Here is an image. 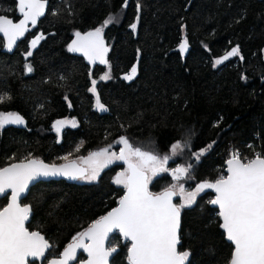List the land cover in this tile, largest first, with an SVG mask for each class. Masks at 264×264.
<instances>
[{
    "label": "trees",
    "instance_id": "obj_1",
    "mask_svg": "<svg viewBox=\"0 0 264 264\" xmlns=\"http://www.w3.org/2000/svg\"><path fill=\"white\" fill-rule=\"evenodd\" d=\"M48 1L47 13L13 53L3 50L0 36V93L12 98L0 104V112L26 119L25 127L0 128V168L32 157L59 163L65 155L109 145L117 151L120 136L161 153L177 140H190L176 162L192 165L194 187L225 175V163L236 152L248 159L264 154V0H128L126 7L123 0ZM0 15L19 19L17 0H0ZM109 16L116 21L103 30L108 63L91 68L68 45L77 31H92ZM38 35L44 38L31 49ZM185 39L189 50L182 56ZM237 46L238 55L214 66ZM133 66L136 74L126 80ZM106 73L110 79H101ZM93 80L95 93L89 91ZM97 94L106 111L96 107ZM65 118L78 125L64 127L59 140L53 125ZM205 148L199 160L191 155ZM122 167L112 164L95 182L43 181L30 189L23 200L33 210L28 227L52 243L49 256L118 204L125 189L114 176ZM171 178L157 177L150 191L161 192ZM213 198L203 191L181 210L180 251H189L187 264L231 259L233 246L209 203ZM7 202L0 199V210ZM110 245L120 246L112 264H129V242L117 234Z\"/></svg>",
    "mask_w": 264,
    "mask_h": 264
},
{
    "label": "snow or ice",
    "instance_id": "obj_2",
    "mask_svg": "<svg viewBox=\"0 0 264 264\" xmlns=\"http://www.w3.org/2000/svg\"><path fill=\"white\" fill-rule=\"evenodd\" d=\"M46 4L47 0H18V10L23 16L18 23L0 15V33L7 37L8 49L29 30V23L33 26L37 24L38 18L45 14ZM127 4L128 0H123V6ZM115 21L116 17L109 16L92 31L83 35L77 31L76 39L68 45V50L82 52L93 63L99 61L107 64L105 57L109 49L105 46L102 34L104 28ZM130 27L135 30L137 25L133 23ZM43 38V35L36 36L31 47L35 48ZM179 48L181 51L187 49L186 39L180 43ZM238 54L237 46L216 59L214 66ZM26 55L31 56L32 52ZM25 67L27 72L33 71L30 64ZM135 74L136 67L133 66L131 73L124 78L132 80ZM101 79H110V76L106 73ZM92 84L89 91L95 93L96 81L93 80ZM11 99L7 93H0V104ZM96 107L102 111L107 110L98 94ZM24 123V117L19 113L0 112V128L6 124ZM65 125L77 126L73 119L57 120L53 127L60 133ZM118 143L123 145L118 155L109 151V145L108 148L90 153L86 158L81 157L87 164L86 168L77 166L74 161L57 165L46 164L39 159H28L27 163L21 161L0 168V195L11 190V202L0 210V264H30V257H44L46 250L52 247L39 231H29L25 227L31 209L28 205L21 206L19 200L30 183L41 177L52 176L95 181L100 172L114 161L127 164V168L114 177V183L126 189L120 197L119 206L74 236L73 242L63 250L59 258L50 260L48 264H69L76 259L77 249H83L88 256L82 264H108L109 257L118 250L116 247H105L109 233L113 230H118L125 240L131 242L127 252L129 264H185L189 251H178V245H181V209L193 205L197 195L205 189L215 190V198L209 203L219 206V216L223 221L221 228L234 245L229 264H264V154L255 153L253 158L248 159L241 158L238 152L234 153L226 161L227 175H221L214 182L205 180L197 183L192 191H185L181 183L173 184L159 193H152L149 184L161 173L170 172L175 181L192 179L191 164L173 169L166 167L170 159L191 148L190 140L175 141L170 145V154L163 156L134 147L126 136H120ZM211 146L208 145V148ZM208 148L193 151L191 155L199 160ZM62 159L68 160V157ZM177 187L182 197L179 205L173 203ZM85 238L88 243H85Z\"/></svg>",
    "mask_w": 264,
    "mask_h": 264
},
{
    "label": "water",
    "instance_id": "obj_3",
    "mask_svg": "<svg viewBox=\"0 0 264 264\" xmlns=\"http://www.w3.org/2000/svg\"><path fill=\"white\" fill-rule=\"evenodd\" d=\"M17 3H18V0H17ZM48 6H49V1L47 0L46 9H45V14L47 13ZM45 14H44V15H45ZM44 15L38 18L37 24H38L39 21L44 17ZM3 16H6V15H3ZM7 17H8V16H7ZM8 18H10V19H12L14 22L18 23L19 20L23 18V16H22V14L20 13V18L17 19V20L13 19L12 17H8ZM37 24H36V25H37ZM36 25H35V26H36ZM32 27H34V26L31 25V23H29V25H28L29 30L24 34V36L19 37V38L16 40V43L13 45V47H12L11 49H8V47H7V43H8L7 37L4 36L3 33H0V36L4 39V47H3V50H4L5 52H7V53H13V52L16 50L18 44H19L21 41H23L24 39H26V37L28 36V34H29V32L31 31ZM88 32H89V31H88ZM85 33H87V32H85ZM81 34L83 35L84 33H81ZM102 35H103V34H102ZM74 39H76V36H74L73 40H74ZM73 40H72V41H73ZM103 40H104V37H103ZM72 41H71V42H72ZM183 41H184V40H183ZM104 43H105V46L107 47L105 40H104ZM179 50H180V48H179ZM188 50H189V44H188V42H187V49H186L185 51H181V50H180L182 56H185V55L187 54ZM74 53L77 54V55L82 56V57L85 59V61L90 65L91 68H94L96 65L101 64V63H99V61H96V62H94V63L91 62V61H89L88 58L85 57L84 54H83L82 52H74ZM106 57H107V54H106ZM106 57H105V59H106ZM20 115H21V114H20ZM21 116H22V115H21ZM24 121H25L24 124H6V125H4V126H15V127L22 128V127H25V125H26V119H25V118H24ZM122 147H123V146H122ZM28 159H38V158H34V157H32V158H28ZM28 159H26V160H21V161L27 163V160H28ZM39 160H41V159H39ZM21 161H16V162H13V163H20ZM42 161H43L44 163H46V164H57V165L65 164V163H69V162L74 161V162L76 163L77 166L86 168V166L80 164L77 160H68V161H62V162H59V163H50V162H47V161H44V160H42ZM121 162H122V164H124V165L127 167V164H126L124 161H121ZM11 164H12V163H11ZM9 165H10V164H8V165H6V166H4V167H7V166H9ZM2 168H3V167H2ZM225 175H227V164H226V163H225ZM53 180H54V181H59V180L78 181L79 179H69V178L64 177V176L41 177L40 179H38V180H36V181H34V182H32V183L29 184V188H28V190H26V192L21 196V198H20V200H19V203L21 204V206H23V205H28V206H30V209H31L30 214H29V218H28L27 221H25V227H26L29 231H39V230H31V229L28 227V224L30 223L31 218H32V215H33V210H32V206H31L30 204H28V203H25V204H24V203H23V200L27 197V195L29 194L30 189H31L35 184H37V183H39V182H43V181L45 182V181H53ZM125 191H126V189H125ZM149 191H150V189H149ZM204 191L212 193L213 196H214V198H215V190H214V189H205ZM150 192H151V191H150ZM152 193H154V192H152ZM124 194H125V193H124ZM5 197L8 198V202H7V204H6L3 208L7 207V205L11 202V190H8L7 194H5V195H0V199L5 198ZM177 198H178L177 195L173 197V203L176 204V200H177ZM214 198H213V199H214ZM210 204H211V203H210ZM118 206H119V202H118V204H117L114 208H116V207H118ZM211 206L214 207V208H216V209H218V211H219V206H218V205H213V204H211ZM3 208H2V209H3ZM2 209H1V210H2ZM112 209H113V208H112ZM112 209H111V210H112ZM111 210H110V211H111ZM106 214H107V213H106ZM106 214H105V215H106ZM105 215H103V216H105ZM219 217H220V216H219ZM98 219H99V218H98ZM220 221H221V224H222L223 221H222V218H221V217H220ZM180 223H181V226H182V212H181V217H180ZM221 224H220V228H221ZM88 227H89V226H88ZM88 227H87V228H88ZM87 228H86V229H87ZM86 229H84L83 231H85ZM221 230L224 232V234H225V239L227 240V242H229V243L232 244V246H233V251H234V245H233V243H232L231 241H229V240L227 239L226 231H225L223 228H221ZM83 231H82V232H83ZM39 232H40L41 235H42V236H43V237L49 242V244L52 246V243L47 239L46 235H45L44 233H42L41 231H39ZM117 233L121 236V238H122V240H123L124 242H130V241H128V240H125V239L122 237V235L119 233L118 230H113V232L109 233V238H108V240L105 242V247H109V242H110L112 236H114V235L117 234ZM180 233H181V229H180ZM72 242H73V240L70 241V242L64 247V249H65L70 243H72ZM88 242H89V241L87 240V238H85V243H88ZM130 246H131V242H130ZM115 247H116L118 250H117L115 253H113L112 256L109 257L108 264H112V259H113L114 256L120 251V247H119V246H115ZM51 248H52V247H51ZM51 248L48 249V250H46L44 257H30V258H29V262H30V264H31L32 262H36L37 264H44V261H45V259L47 258V255H48L49 251L51 250ZM64 249H63V250H64ZM63 250L61 251V253L63 252ZM178 251H180V245H178ZM233 251H232V252H233ZM61 253H60V254H61ZM80 253H82V254L84 255V257H85L83 260H79V255H80ZM59 256H60V255H59ZM59 256H57V257H50V258L47 260L46 264H48V262H49L50 260L54 259V258H59ZM87 259H88L87 253H86L83 249H77V256H76V259L73 260V261H70L69 264H82V262L86 261ZM185 264H187V261L185 262ZM228 264H229V263H228Z\"/></svg>",
    "mask_w": 264,
    "mask_h": 264
},
{
    "label": "rangeland",
    "instance_id": "obj_4",
    "mask_svg": "<svg viewBox=\"0 0 264 264\" xmlns=\"http://www.w3.org/2000/svg\"><path fill=\"white\" fill-rule=\"evenodd\" d=\"M33 40V39H32ZM32 40H31V42H32ZM30 46H31V44H30ZM31 49H33L32 47H31ZM32 51V50H31ZM105 75V74H104ZM103 75V76H104ZM102 76V77H103ZM75 120L76 121V125H78V122H77V120L75 119V118H65V119H61V120ZM66 126H71V125H65L64 127H66ZM131 142V141H130ZM132 143V142H131ZM133 144V143H132ZM133 146L134 147H141L142 148V150H144V151H153V152H155V153H158L159 155H161V156H163L164 154H170V149H169V151L168 152H164V153H161V152H159L157 149H155L154 148V146H149V144L147 145H142V144H140V143H138L137 145H134L133 144ZM95 151H98V150H95ZM95 151H91V152H89V153H87V154H85V155H80V156H72L71 154L70 155H65V156H67L68 157V160H77V161H79L82 165H84V166H86L87 167V164H85V162H84V160H82L81 159V157H88L89 156V154L90 153H92V152H95ZM109 151L110 152H114V153H116L117 155L119 154V151H120V149H118L117 151L116 150H113V149H109ZM204 153H206V152H204ZM65 156H63V157H65ZM180 156L181 155H177V156H175L174 158H172V159H170L169 161H168V164L166 165V167L167 168H169V169H173V168H176L177 166H181V165H183V166H187L186 164H182V163H177L176 161H178V158H180ZM68 160H62V161H68ZM119 162H121V161H114L112 164H114V163H119ZM112 164H110L109 166H111ZM108 166V167H109ZM107 168V167H106ZM106 168H104L103 170H105ZM126 169V167H122L121 169H119V171L117 172V173H119V172H122V171H124ZM103 170L100 172V175H101V173L103 172ZM117 173H116V175H117ZM164 174H169L170 176H171V173L170 172H167V173H161V174H159L158 176H156V177H154L153 179H152V181H151V183L153 182V181H155V179L157 178V177H159V176H161V175H164ZM99 175V176H100ZM115 175V176H116ZM114 176V177H115ZM172 177V176H171ZM99 178V177H98ZM98 180V179H97ZM97 180H95V181H97ZM190 180L191 179H182V180H180V181H175L173 178H171V182L169 183V185H167L165 188H168V187H170L171 185H173V184H183L184 185V189H185V191H192V190H194L195 189V187L196 186H194V187H190V185H189V182H190ZM80 181H82V182H95V181H87V180H81L80 179ZM150 185V184H149ZM120 186H123V185H120ZM164 188V189H165ZM163 189V190H164ZM162 190V191H163ZM175 191L177 192V197H178V199L176 200V204L177 205H179V204H181L182 203V197H181V195L179 194V188L177 187L176 189H175ZM159 193V192H158ZM202 193V192H201ZM201 193H199L198 195H197V198H198V196L201 194ZM197 198H196V200H197ZM192 206V205H191ZM185 208H187V207H185ZM185 208H182L181 210H183V209H185ZM109 246L110 247H112V246H115V245H110L109 244Z\"/></svg>",
    "mask_w": 264,
    "mask_h": 264
},
{
    "label": "flooded vegetation",
    "instance_id": "obj_5",
    "mask_svg": "<svg viewBox=\"0 0 264 264\" xmlns=\"http://www.w3.org/2000/svg\"><path fill=\"white\" fill-rule=\"evenodd\" d=\"M64 128V127H63ZM63 128L61 129V132L60 133H58V136H59V140H60V137H61V134H62V130H63ZM120 152V151H119ZM79 162V161H78ZM80 163V162H79ZM119 163H121L122 164V162H119ZM81 164V163H80ZM124 167H126L125 165H124ZM127 168V167H126ZM78 181H80V179L78 180ZM178 199V198H177ZM24 203V202H23ZM25 204V203H24ZM118 234V233H117ZM117 234H115V235H117ZM119 235V234H118ZM73 240V239H72ZM71 240V241H72ZM111 241V240H110ZM127 243V242H126ZM109 244H110V242H109ZM115 246H119V245H115ZM115 246H112V247H115ZM110 247V246H109ZM120 247V246H119ZM129 247H130V242H129ZM52 249V248H51ZM50 252V251H49ZM61 253V252H60ZM60 253L57 255V256H59L60 255ZM49 254V253H48ZM57 256H49V255H47V258L45 259V261H44V264H46V262H47V260L50 258V257H57ZM85 257H84V255L82 254V253H80V255H79V260H83ZM31 264H36V262H32Z\"/></svg>",
    "mask_w": 264,
    "mask_h": 264
},
{
    "label": "built area",
    "instance_id": "obj_6",
    "mask_svg": "<svg viewBox=\"0 0 264 264\" xmlns=\"http://www.w3.org/2000/svg\"><path fill=\"white\" fill-rule=\"evenodd\" d=\"M231 158V157H230Z\"/></svg>",
    "mask_w": 264,
    "mask_h": 264
}]
</instances>
